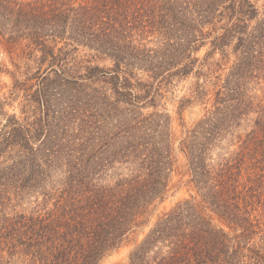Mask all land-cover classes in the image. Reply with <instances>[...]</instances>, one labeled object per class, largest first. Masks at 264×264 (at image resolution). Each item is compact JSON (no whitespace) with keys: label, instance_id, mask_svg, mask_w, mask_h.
Instances as JSON below:
<instances>
[{"label":"trees","instance_id":"16d2710c","mask_svg":"<svg viewBox=\"0 0 264 264\" xmlns=\"http://www.w3.org/2000/svg\"><path fill=\"white\" fill-rule=\"evenodd\" d=\"M5 44L17 61L0 59L13 78L0 97V264H101L146 226L175 165L162 90L191 74L182 103L206 107L180 142L195 194L157 217L128 264H264L258 0H0Z\"/></svg>","mask_w":264,"mask_h":264},{"label":"rangeland","instance_id":"374dc122","mask_svg":"<svg viewBox=\"0 0 264 264\" xmlns=\"http://www.w3.org/2000/svg\"><path fill=\"white\" fill-rule=\"evenodd\" d=\"M258 6L261 10H264V0H258ZM214 38V34L208 38L200 50L195 54L197 57L202 58L206 55V53L210 52L211 50V41ZM149 39H153V36L149 37ZM151 45L154 44L150 43ZM8 45H3L0 48V59L1 61L8 67L10 70L13 69L12 61H17L16 53L9 52ZM231 51V60L230 62L223 66V70L219 71V73L225 74L229 71V67L233 64L236 56L232 54ZM16 52H18L16 50ZM87 50L81 49L80 55L86 54ZM221 57L220 52H216L214 55V59H219ZM101 65L104 66H111L110 61H100ZM195 74H191L188 77L184 78H174L173 83L169 89L162 90L163 95L160 98V105L162 109L167 111L172 117V130L175 140V165L173 171V178L171 183V189L165 198L164 201L158 204L157 208L151 214L149 223L144 226L143 228L137 229V231L131 235L128 242L124 243L120 246L117 250L113 251L110 255H108L101 264H128L129 263V256L131 251L135 248V246L142 241L146 233L148 232L151 225L157 219V217L165 211L171 209L174 205H176L179 201L190 198L192 195L195 194L194 189L188 183L190 178L188 174V166L185 154L180 149V142L183 137L186 135V131L189 128H192L193 125L205 114L206 107L204 104L201 103H193L189 105H184L182 103V99L185 97H189L191 95L193 86L197 80L194 76ZM142 78H148V75H139ZM13 83V78L8 73H3L0 75V97L5 98L9 96L10 89ZM257 93L264 94V82L261 85L257 86ZM211 103L209 102L208 107H210ZM7 110L9 112L19 111V103L14 102L13 105H7ZM152 108H147L145 111H152ZM247 124L241 128V132H245ZM232 137H228L223 143V147L225 150H233L236 148L239 143L237 139H232L233 144L230 143ZM221 149L215 150V154L220 152ZM214 154V155H215ZM31 204L27 201L19 209L24 207L30 208ZM218 221V220H217Z\"/></svg>","mask_w":264,"mask_h":264}]
</instances>
